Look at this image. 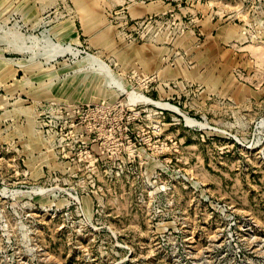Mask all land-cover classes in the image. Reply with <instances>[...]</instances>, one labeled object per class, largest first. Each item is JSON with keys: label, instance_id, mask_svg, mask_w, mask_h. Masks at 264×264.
Listing matches in <instances>:
<instances>
[{"label": "rangeland", "instance_id": "374dc122", "mask_svg": "<svg viewBox=\"0 0 264 264\" xmlns=\"http://www.w3.org/2000/svg\"><path fill=\"white\" fill-rule=\"evenodd\" d=\"M0 264H264V0H0Z\"/></svg>", "mask_w": 264, "mask_h": 264}, {"label": "bare ground", "instance_id": "6f19581e", "mask_svg": "<svg viewBox=\"0 0 264 264\" xmlns=\"http://www.w3.org/2000/svg\"><path fill=\"white\" fill-rule=\"evenodd\" d=\"M129 96H130V98H131L132 100H135V99H139L140 101L143 100V98L137 96L136 94H131V95H129ZM186 122H187L188 124H192V122H191L190 120H187Z\"/></svg>", "mask_w": 264, "mask_h": 264}]
</instances>
